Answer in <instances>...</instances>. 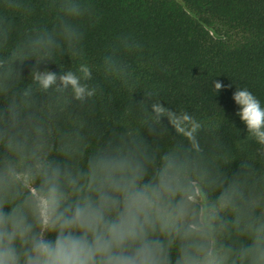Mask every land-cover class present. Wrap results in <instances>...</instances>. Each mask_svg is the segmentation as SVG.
I'll return each instance as SVG.
<instances>
[{"label":"clouds","instance_id":"clouds-1","mask_svg":"<svg viewBox=\"0 0 264 264\" xmlns=\"http://www.w3.org/2000/svg\"><path fill=\"white\" fill-rule=\"evenodd\" d=\"M64 11L82 15L78 4ZM79 41L67 20L17 37L0 29V264H264L261 99L237 86L247 134L230 145L215 108L171 110L156 89L144 90L147 105L129 98L105 136ZM61 55L69 66L40 70ZM29 60L23 83L16 66ZM105 64L131 92L128 74Z\"/></svg>","mask_w":264,"mask_h":264},{"label":"trees","instance_id":"trees-1","mask_svg":"<svg viewBox=\"0 0 264 264\" xmlns=\"http://www.w3.org/2000/svg\"><path fill=\"white\" fill-rule=\"evenodd\" d=\"M66 4H78L82 15L66 16ZM65 20L79 31V47L101 85L91 119L105 136L129 98L133 107L149 103L145 89L158 90L171 110L183 106L191 113L200 105L211 115L215 108L226 122L218 131L226 145L247 134L232 99L237 86L264 103V0H0V29H10L13 37L51 31ZM106 60L128 74L135 84L131 92L108 78ZM32 63L16 66L23 83ZM69 64L61 55L59 64L39 67L56 72ZM215 82L222 87L213 92ZM228 125L237 135L227 132ZM238 168L233 161L224 170L232 175Z\"/></svg>","mask_w":264,"mask_h":264}]
</instances>
